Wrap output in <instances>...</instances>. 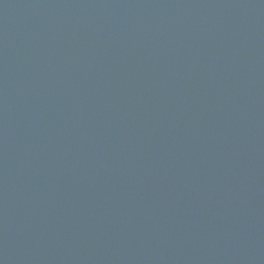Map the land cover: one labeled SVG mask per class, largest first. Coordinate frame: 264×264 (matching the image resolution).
I'll return each instance as SVG.
<instances>
[{
    "label": "water",
    "instance_id": "95a60500",
    "mask_svg": "<svg viewBox=\"0 0 264 264\" xmlns=\"http://www.w3.org/2000/svg\"><path fill=\"white\" fill-rule=\"evenodd\" d=\"M0 264H264V0H0Z\"/></svg>",
    "mask_w": 264,
    "mask_h": 264
}]
</instances>
